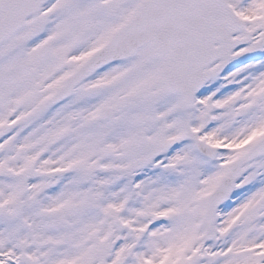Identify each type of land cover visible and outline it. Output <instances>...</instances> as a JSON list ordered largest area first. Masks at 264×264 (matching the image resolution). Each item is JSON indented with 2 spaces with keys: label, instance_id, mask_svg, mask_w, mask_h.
Here are the masks:
<instances>
[{
  "label": "snow or ice",
  "instance_id": "6c2138e0",
  "mask_svg": "<svg viewBox=\"0 0 264 264\" xmlns=\"http://www.w3.org/2000/svg\"><path fill=\"white\" fill-rule=\"evenodd\" d=\"M0 264H264V0H0Z\"/></svg>",
  "mask_w": 264,
  "mask_h": 264
}]
</instances>
